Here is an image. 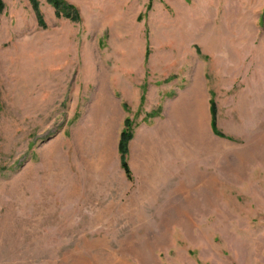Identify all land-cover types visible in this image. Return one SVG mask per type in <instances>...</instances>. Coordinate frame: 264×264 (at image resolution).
I'll return each mask as SVG.
<instances>
[{
  "label": "rangeland",
  "instance_id": "1",
  "mask_svg": "<svg viewBox=\"0 0 264 264\" xmlns=\"http://www.w3.org/2000/svg\"><path fill=\"white\" fill-rule=\"evenodd\" d=\"M0 264H264V0H0Z\"/></svg>",
  "mask_w": 264,
  "mask_h": 264
},
{
  "label": "trees",
  "instance_id": "2",
  "mask_svg": "<svg viewBox=\"0 0 264 264\" xmlns=\"http://www.w3.org/2000/svg\"><path fill=\"white\" fill-rule=\"evenodd\" d=\"M56 3H57L56 6L60 10L65 7L64 3L61 1H56ZM211 112H212V127H213V129H215V127H216V110H215V105H214L213 101L211 102ZM129 127H130V121L127 120L126 121V129L122 133V140L120 142V152L122 154V167H123L126 175L128 176V178L131 179L132 178V171H131V168H130L127 160L125 159V154L127 152L126 146H127L128 141L132 137V134L129 131Z\"/></svg>",
  "mask_w": 264,
  "mask_h": 264
}]
</instances>
